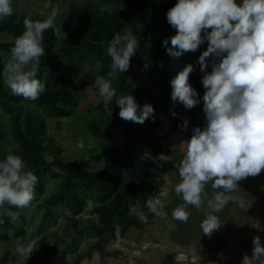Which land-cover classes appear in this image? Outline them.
<instances>
[{"label": "clouds", "instance_id": "9594fccd", "mask_svg": "<svg viewBox=\"0 0 264 264\" xmlns=\"http://www.w3.org/2000/svg\"><path fill=\"white\" fill-rule=\"evenodd\" d=\"M12 0H0V21L12 16ZM44 7H50L45 3ZM168 24L176 30L169 39L162 40L170 56L196 52L207 42V48L197 63L203 73L201 82L205 89L202 97L206 124L192 129L189 140L181 141L183 156L175 165L179 182L175 194L183 203L171 212L174 220L187 223L191 217L189 206L205 209L200 223L202 234L211 236L223 224L217 213L229 202L247 210L245 200L234 195L241 189L239 182L257 177L264 170V0H177L166 12ZM49 16L43 20L25 18V31L12 41L9 56L0 73L11 94L35 101L46 90L38 79L40 58L45 56L43 34L53 26ZM139 41L132 31L125 28L117 32L109 42L106 52L111 58L110 70L105 76H97L93 85L107 105L115 98L119 117L124 121L143 124L153 117L154 108L145 103L142 107L131 94L117 96L112 80L130 68L131 58L139 48ZM173 49H177L173 51ZM212 59L211 71H207ZM218 58V60H217ZM163 67V62L160 63ZM187 64L170 80L173 102L179 101L186 109L201 102L197 91L189 83L194 71ZM175 116L176 113L173 112ZM187 121L181 126L187 130ZM20 155L9 153L0 160V216L19 219V213L5 205L23 209L35 199L37 176ZM210 185L211 197L206 192ZM167 189L146 200V207L159 214L167 196ZM6 221L0 218V225ZM252 255L244 254L241 264H264V246L261 238L252 240ZM36 250L35 242L18 243L13 254L27 260ZM81 264H88L87 258Z\"/></svg>", "mask_w": 264, "mask_h": 264}, {"label": "rangeland", "instance_id": "374dc122", "mask_svg": "<svg viewBox=\"0 0 264 264\" xmlns=\"http://www.w3.org/2000/svg\"><path fill=\"white\" fill-rule=\"evenodd\" d=\"M160 1L168 3L170 0ZM45 3H50V7H44ZM90 4L110 12H114V7H121L129 13L135 12L131 5H114L103 0H56L53 3L49 0H12L11 6L17 11H24L30 19L53 17L52 30L58 38H63L69 11ZM156 17L157 22L163 20L168 24L166 12ZM136 38L140 45L142 39L155 40L159 38V34L154 28H150ZM111 39L106 37L101 40L105 51ZM10 40L11 36L7 31H0V45ZM139 49L140 46L136 54ZM0 55L4 67L9 51L0 46ZM161 62L163 66L166 64L164 51L157 59L159 65ZM53 63V66L44 68L42 77L45 79L56 72L62 73L61 84L75 87L74 94L78 103L74 107L69 106L71 112L65 116H54L47 114L44 105L23 100H19L17 104L43 119V155L48 162L58 158L76 161L88 170L99 169L104 164L99 154L105 143L104 139L90 132V122L99 126L106 123L116 141L121 133L119 107L109 111L98 88L93 85L100 62H85L74 71L65 64L61 65L56 56ZM129 79L131 82V78ZM2 83L7 88L3 77ZM111 83L114 88L115 80ZM150 90L168 92L162 83L154 84ZM101 102L104 103L103 110L99 107ZM202 109L203 101L188 118L190 132L196 126H205L206 118ZM159 119L161 125L152 131L159 135L162 151L154 158L151 171L154 177L163 180L159 194L165 188L168 192L167 196L161 197L164 207L159 214L151 212V216H147L137 204H133L130 212L137 215L142 226H129L124 234L119 233L117 226L103 240H99L95 233L99 223L92 210L96 201L91 199H85L77 214H72L64 204H53L42 222V203L57 192L60 175L64 174L58 167L50 166L41 173V181L35 185V199L30 206L18 209L19 219L11 222L13 226L21 228L22 232L18 233L13 227L0 226V264H81L85 258L88 264H241L244 254L252 255V240L255 236L261 238L264 246V170L257 177H248L239 182L241 189L234 195L242 196L249 208L243 210L236 203L229 202L222 212L217 213L223 226L211 238L203 235L200 229L205 209L198 210L189 206L191 217L187 223L172 218V210L183 203L174 191L175 184L179 182L175 165L183 156L180 143L191 137L184 131L171 128L167 115H161ZM0 126L5 132L3 147L7 150L14 149L16 145L9 134V123L1 107ZM213 191L210 185L206 187L209 197ZM2 212L3 209H0V213ZM32 241L35 242L36 250L27 260L13 254L16 244ZM167 257H171L170 262L166 261Z\"/></svg>", "mask_w": 264, "mask_h": 264}, {"label": "trees", "instance_id": "16d2710c", "mask_svg": "<svg viewBox=\"0 0 264 264\" xmlns=\"http://www.w3.org/2000/svg\"><path fill=\"white\" fill-rule=\"evenodd\" d=\"M49 1L53 3L56 0ZM103 1L114 5H131L135 12L129 13L121 7H114V12H110L90 4L81 9L69 11L63 38H58L52 27L47 29L43 34L45 56L40 58L37 76L45 83L46 90L39 99L24 100L23 97L12 95L10 90L3 86L2 75H0V107L9 123V134L16 145L12 150L3 147L5 132L0 126V160L9 153L20 155L27 166L26 170L32 171L37 176L36 185L41 181V173L48 170L50 166L61 169L64 174L60 175L59 189L42 203L44 207L42 222L53 204H64L72 214H77L85 203V199H91L96 201L92 210L99 223L95 228L99 240H103L107 234H112L117 226L120 234H124L129 226L137 228L142 226L137 215L130 212L133 204H137L145 215L151 216V212L146 207V200L158 196L163 186V180L154 177L151 171L154 167V158L162 151L159 135L152 130L161 125L159 117L167 115L171 128L184 131L188 137H191L189 123L187 130L181 126L184 121L188 122L190 115L202 102L205 89L201 82L203 73L197 61L207 48V42H205L196 52H186L178 57L167 53L162 40L169 39L168 46L171 47L170 38L176 34V30L163 20L157 22L156 16L167 12L177 0H170L168 3L160 0ZM241 2L242 0H237L238 4ZM25 18L27 17L24 11L13 9L12 16L0 21V31L5 30L11 36L9 42L1 43L0 46L3 49L9 51L14 38L25 31L23 26ZM37 19L45 18H32V20ZM125 28L130 29L135 37L150 28H154L159 34L158 39L140 41V49L131 58L130 68L120 74L114 85L117 96L128 93L135 97L141 107L145 103L151 104L154 108V119L150 117L145 123L138 124L120 118L121 133L117 141L111 135L106 123L103 122L99 126L97 123L90 122V132L104 139L105 143L99 154L104 164L99 169L88 170L76 161H63L58 158L48 162L43 155V119L17 104L18 101L44 105L48 115H68L71 112L69 106L74 107L78 103L74 94L75 87L61 84L62 73L56 72L44 79L42 77L44 68L53 66L55 56L61 65L65 64L73 71L85 62L99 60L100 69L96 77L107 76L112 61L101 45V40L106 37L113 38L117 32L123 34ZM176 50L173 49V51ZM162 51L165 52L166 64L160 67L157 59ZM212 62L210 58L207 68L209 72ZM189 63L195 69L190 74L189 83L197 91L198 98H201V102L192 109H186L179 101L173 102L170 95L172 91L170 80ZM2 71L3 63L0 55V73ZM156 83H162L168 92L151 91V87ZM103 104V102L99 103L101 110H103ZM116 107L115 98L107 104L109 111L115 110ZM173 112L176 113L175 116ZM7 208L16 212L18 210L9 205ZM0 218L6 221L0 226L13 227L18 233L22 232L21 228L13 226L10 218L6 216H0ZM166 261L170 262L171 257H167Z\"/></svg>", "mask_w": 264, "mask_h": 264}]
</instances>
